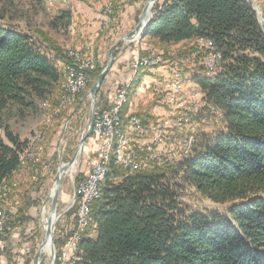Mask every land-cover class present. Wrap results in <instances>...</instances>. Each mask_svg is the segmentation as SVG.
I'll return each mask as SVG.
<instances>
[{
  "label": "trees",
  "instance_id": "16d2710c",
  "mask_svg": "<svg viewBox=\"0 0 264 264\" xmlns=\"http://www.w3.org/2000/svg\"><path fill=\"white\" fill-rule=\"evenodd\" d=\"M3 19L0 117L8 104L32 107L61 79L32 38ZM70 24L62 10L52 26ZM144 36L166 47L202 39L221 54V71L196 83L222 130L201 136L191 157L173 165L126 175L111 160L78 264H264V31L255 11L244 0H166ZM1 124L0 191L26 149ZM184 187L228 203L225 214L190 209Z\"/></svg>",
  "mask_w": 264,
  "mask_h": 264
},
{
  "label": "rangeland",
  "instance_id": "374dc122",
  "mask_svg": "<svg viewBox=\"0 0 264 264\" xmlns=\"http://www.w3.org/2000/svg\"><path fill=\"white\" fill-rule=\"evenodd\" d=\"M146 1L0 0V14L4 18L1 24L30 36L61 75L47 96L33 98L32 107L8 104L0 117L1 125L26 143L20 156V168L10 184H3L0 191V216L5 224L0 234V264L32 263L45 239L46 223L42 210L49 214L57 170L71 160L92 119L91 131L73 166L61 174L59 181L52 235L53 264H58L61 251L76 230V188L89 172L88 167L99 159L102 140L95 133L94 121L102 111H110L116 89L122 86L121 90L126 92L118 112L121 122L117 124L115 137L105 145L104 167L97 175L98 197L94 203L101 197L109 163L113 160L117 165L121 146H128V135L133 140L132 149L139 152L140 160L149 164L140 170L143 171L184 162L197 148L201 136H212L222 130L221 114L206 105L205 92L196 83L201 76L210 78L219 73L222 58L213 45H208L209 41L202 39L166 47L149 40L144 33L135 40L121 42L114 50L111 67L96 89L92 104L89 91L106 67L109 49L127 35H132ZM165 1L157 0L148 13L159 12ZM244 1L255 11L264 31V0ZM132 3L138 4L135 16L122 24L125 16L121 19L120 11ZM62 10L71 12V24L66 29L52 26ZM132 21L127 28V23ZM101 44L104 46L99 48ZM149 60H154L155 64L140 65ZM84 62L85 68H80L78 63ZM70 71L78 73L81 78L73 91ZM138 74L142 77L133 87ZM177 86L182 87L179 90ZM171 87L177 89L170 92ZM125 104L128 108L124 113ZM150 109L154 114L152 119L147 115ZM135 117L145 130L153 126L154 129H163L165 143L156 150L165 151L160 153L164 156L172 152L174 159L158 166L146 153L140 152L142 141L149 139L150 135L142 138L132 131ZM181 117L187 122L181 121ZM0 135L3 137L2 128ZM161 158L165 160L163 156ZM122 160H129V153H122ZM117 166L126 175L138 173ZM181 201L190 209L201 212L225 214L229 206L228 203H213L188 187H184ZM94 203L89 216L84 217L85 227L79 233L78 241L75 239L76 246L74 242V264L79 262V243L83 236H93L91 209ZM68 254L72 256L73 253ZM49 263V249L47 252L41 250L39 264Z\"/></svg>",
  "mask_w": 264,
  "mask_h": 264
},
{
  "label": "built area",
  "instance_id": "2783aa9c",
  "mask_svg": "<svg viewBox=\"0 0 264 264\" xmlns=\"http://www.w3.org/2000/svg\"><path fill=\"white\" fill-rule=\"evenodd\" d=\"M209 46L212 44L209 42ZM215 56L220 59L219 54L215 53ZM144 64H155L154 60L144 61L140 65ZM80 68H85L86 62L78 63ZM137 66V64L135 65ZM67 67V66H66ZM72 76V91L76 89L80 82V75L78 73H71ZM180 90V87L177 86ZM121 88L116 89L113 96V105L109 112L102 111L98 115H96V119L94 121V130L96 135H98L102 140L101 150L99 154V159L97 162L93 163L88 167L89 172L86 177L78 184L76 188V199L75 202L77 204L76 213L74 215L76 222V230L73 232L68 238L67 244L63 251L60 253V257L58 258V264H67L69 261V252L74 251V242L75 239L78 238L79 233H81L84 226V217L89 216V211L92 203H94L95 199L98 197L96 190V179L98 172L104 167V154H105V145L110 138L115 137V132H117V124L121 122V114H118V106L122 101L121 97ZM173 89H177L176 87H171L170 92H173ZM181 121L187 122L186 118H179ZM132 131L139 135L140 137H146L148 134L150 138H145L142 141V144L139 147L140 152H144L149 156V160L155 162L158 166L163 165L169 159H174V154L172 152L167 153L166 156L161 155L165 151L156 150L157 146L165 143V134L163 133V129H154V126L149 129H143L139 120L135 117V127ZM131 132V131H130ZM146 135V136H144ZM133 140H131L130 135H128V146H121L120 148V159L117 165H119L124 171H129L130 173L139 172L143 168H147L149 165L146 161L140 160L139 152H136L132 149L133 145L131 144ZM140 142V140L138 141ZM145 143V144H144ZM148 143V144H146ZM122 153H129V160H122ZM161 153V154H160ZM161 156L165 158L162 159ZM4 224L3 217L0 216V234L2 233ZM61 261V262H60Z\"/></svg>",
  "mask_w": 264,
  "mask_h": 264
},
{
  "label": "water",
  "instance_id": "95a60500",
  "mask_svg": "<svg viewBox=\"0 0 264 264\" xmlns=\"http://www.w3.org/2000/svg\"><path fill=\"white\" fill-rule=\"evenodd\" d=\"M156 1L157 0H147L146 1V4H145V6H144V8H143V10L141 12L140 21L136 25V27L133 29L132 35L131 36L127 35L121 41H119L118 43H116L114 46H112L109 49L108 54H107L106 67L99 74V76L97 77L94 85L92 86V88L89 91V96L91 98L92 104L94 103L96 89L100 86V84L102 83L105 75L107 74V72L109 71V69L111 67V64H112V61H113V53H114L115 48L121 42L129 41V40L130 41L135 40L137 37H141L146 32V30L148 29L149 25L153 21L154 17L158 14V11H156L154 13H148V9H149L148 7L150 5H153ZM91 128H92V119H91V122H90V124L88 126L86 135L80 139L79 144H78V148L76 149V152L74 153V155L71 158V160L67 164H65L63 166H60L58 168V170H57L54 188H53V191H52V193L50 195L51 205H50L49 217L52 216L53 218H56L55 217V210H56L57 192H58V186H59V181H60L61 174L66 169H69V168H71L73 166V164L75 162V158L79 154L81 146H82L83 142L85 141L87 135L90 133ZM74 197H75V194H74ZM52 235H53V223L48 218L47 223H46V228H45V239H44V242L42 243L41 247L39 248V250L35 254L31 264H39V255H40L41 250H43V248H44L46 243L49 244V252H50V263L49 264H53L55 255H54L53 246H52Z\"/></svg>",
  "mask_w": 264,
  "mask_h": 264
},
{
  "label": "crops",
  "instance_id": "0c3cea01",
  "mask_svg": "<svg viewBox=\"0 0 264 264\" xmlns=\"http://www.w3.org/2000/svg\"><path fill=\"white\" fill-rule=\"evenodd\" d=\"M137 6H138V4H135V3H132V4H130V5H128V6H126L125 8H123V7H121V6H119V8H123L124 10H121L120 11V13H121V19H122V16L124 15L125 17L122 19V24L124 23V22H127V21H130V20H132V17L134 18V16H135V13H136V11H137ZM125 18H126V21H125ZM130 23L132 24L133 23V21L132 22H129V23H127V28L130 26ZM125 26H126V24H125ZM93 31H94V29H92L91 30V34L93 33ZM104 45H100L99 46V48H102ZM100 50V49H99ZM98 54H100V53H98ZM124 55V54H123ZM100 57V56H99ZM151 73V72H150ZM154 74V73H153ZM131 104V103H130ZM130 107H131V105H130ZM129 107V108H130ZM130 111H132V108H131V110ZM148 112V114L147 115H150L149 116V119H152V117L154 116V114H153V110H149V111H147ZM137 113V112H136ZM138 114H141V113H138Z\"/></svg>",
  "mask_w": 264,
  "mask_h": 264
},
{
  "label": "bare ground",
  "instance_id": "6f19581e",
  "mask_svg": "<svg viewBox=\"0 0 264 264\" xmlns=\"http://www.w3.org/2000/svg\"><path fill=\"white\" fill-rule=\"evenodd\" d=\"M148 8H149L148 10H150L151 9V5ZM125 93H126L125 90H121L122 101H121L120 105L118 106V112H119L120 106H121V104H122V102L124 100ZM43 216H45L44 217V223H47L48 218H49V220H51L52 223H54V221L56 219V218H53L52 216L49 217V214H47V211L45 209L42 210V218H43ZM83 233H84V231H83ZM79 238H80V235L78 236L77 241H78ZM77 241H75V246L77 245ZM48 249H49V244L46 243L44 248H43V252H47ZM75 252H76V250L73 251L72 256L69 255V261L67 262V264H74V261L76 260L75 256H74Z\"/></svg>",
  "mask_w": 264,
  "mask_h": 264
}]
</instances>
